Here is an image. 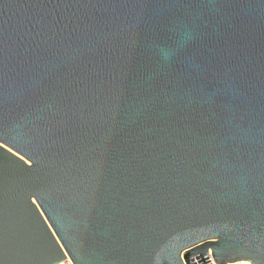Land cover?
Listing matches in <instances>:
<instances>
[{"label":"water","instance_id":"95a60500","mask_svg":"<svg viewBox=\"0 0 264 264\" xmlns=\"http://www.w3.org/2000/svg\"><path fill=\"white\" fill-rule=\"evenodd\" d=\"M264 264V0H0V264Z\"/></svg>","mask_w":264,"mask_h":264},{"label":"built area","instance_id":"2783aa9c","mask_svg":"<svg viewBox=\"0 0 264 264\" xmlns=\"http://www.w3.org/2000/svg\"><path fill=\"white\" fill-rule=\"evenodd\" d=\"M207 256H208V258H209V260H210V262H211V263H209V264H218V263L215 262V260L213 259V257H212V255H211L210 252L207 253ZM55 264H75V263H74L73 260L68 256V254H65V257L62 258L60 261H58V262L55 263ZM224 264H226V263H224Z\"/></svg>","mask_w":264,"mask_h":264},{"label":"bare ground","instance_id":"6f19581e","mask_svg":"<svg viewBox=\"0 0 264 264\" xmlns=\"http://www.w3.org/2000/svg\"><path fill=\"white\" fill-rule=\"evenodd\" d=\"M226 264H252L247 260H238V261H231V262H226Z\"/></svg>","mask_w":264,"mask_h":264}]
</instances>
